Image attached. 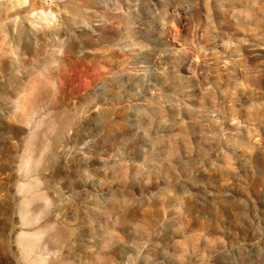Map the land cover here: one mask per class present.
I'll return each mask as SVG.
<instances>
[{
    "label": "rangeland",
    "instance_id": "374dc122",
    "mask_svg": "<svg viewBox=\"0 0 264 264\" xmlns=\"http://www.w3.org/2000/svg\"><path fill=\"white\" fill-rule=\"evenodd\" d=\"M0 264H264V0H0Z\"/></svg>",
    "mask_w": 264,
    "mask_h": 264
}]
</instances>
